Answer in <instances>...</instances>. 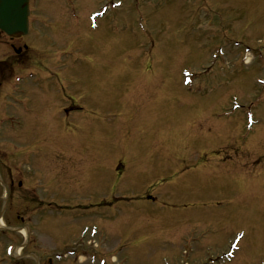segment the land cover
Wrapping results in <instances>:
<instances>
[{
	"label": "rangeland",
	"instance_id": "rangeland-1",
	"mask_svg": "<svg viewBox=\"0 0 264 264\" xmlns=\"http://www.w3.org/2000/svg\"><path fill=\"white\" fill-rule=\"evenodd\" d=\"M29 6L41 24L31 34L47 29L31 63L75 69L58 77L66 75L64 94L82 111L55 119L54 129L80 158L58 157L44 112L21 120L17 135L2 128L0 217L18 248L26 247L20 223L34 227L18 263L90 241L85 264H203L224 255L221 264H264V0ZM248 112L257 120L245 129ZM136 149L137 166H127ZM5 246L0 238V264Z\"/></svg>",
	"mask_w": 264,
	"mask_h": 264
},
{
	"label": "flooded vegetation",
	"instance_id": "flooded-vegetation-1",
	"mask_svg": "<svg viewBox=\"0 0 264 264\" xmlns=\"http://www.w3.org/2000/svg\"><path fill=\"white\" fill-rule=\"evenodd\" d=\"M30 16V15H29ZM29 26L28 33L25 36L18 35L16 37H9L3 32L0 31V113L6 108V112H9V119L13 118H26L32 116V118H40L41 113L47 114L46 118L52 120V128H55L56 118H62L63 115L65 118H68L70 115L74 116L78 112V108L75 107L78 104V100L73 95H65L63 92H69V84L65 80H58L53 78H47V73H43L44 69L49 70L53 64H44V63H31L32 56L40 54L39 46L42 43V36L44 31L43 28H40L39 32L41 37L32 35L31 32L38 30L40 27L39 20L37 18H28ZM31 36V37H30ZM32 38V40H31ZM34 69H30V68ZM43 68V69H42ZM34 72L35 78L31 81H24L18 79V82H23L21 88H17L15 85L14 76L15 72ZM75 69L72 68L69 70V74H74ZM60 81V82H59ZM63 81L66 85H62ZM67 81V80H66ZM69 81V80H68ZM67 81V82H68ZM56 83V84H55ZM53 91L56 95H52L48 101H44L40 95L44 92ZM20 96L22 98H20ZM9 109V110H7ZM17 114V115H16ZM1 119V118H0ZM50 137L59 138L58 130L51 129ZM54 143L53 141L51 142ZM66 152L65 155L68 156V160H71V157L77 156L75 145L66 144L63 148ZM11 183H14L11 180ZM20 183L18 187H20ZM22 223V222H21ZM20 223V229L25 230L24 239L26 241V247L31 245L34 236V229L31 227L29 222ZM7 235H12V233L7 232ZM80 250L81 252H87L85 246L81 245L80 248L72 249L71 247L65 248L63 251H58L57 253L47 255H35L36 258H32L27 253L24 258L28 259L32 264H58L69 262L68 264H74L78 261V256H73V258L66 257L65 261L55 259V255H63L65 252L74 253ZM58 260V262H57Z\"/></svg>",
	"mask_w": 264,
	"mask_h": 264
},
{
	"label": "water",
	"instance_id": "water-1",
	"mask_svg": "<svg viewBox=\"0 0 264 264\" xmlns=\"http://www.w3.org/2000/svg\"><path fill=\"white\" fill-rule=\"evenodd\" d=\"M25 4L26 0H0V28L9 35L25 33L27 17Z\"/></svg>",
	"mask_w": 264,
	"mask_h": 264
}]
</instances>
